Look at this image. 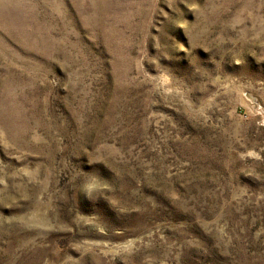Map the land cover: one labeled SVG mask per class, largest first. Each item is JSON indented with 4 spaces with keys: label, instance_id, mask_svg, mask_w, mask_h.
<instances>
[{
    "label": "rangeland",
    "instance_id": "1",
    "mask_svg": "<svg viewBox=\"0 0 264 264\" xmlns=\"http://www.w3.org/2000/svg\"><path fill=\"white\" fill-rule=\"evenodd\" d=\"M0 264H264V0H0Z\"/></svg>",
    "mask_w": 264,
    "mask_h": 264
}]
</instances>
